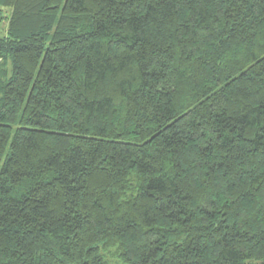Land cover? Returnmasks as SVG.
Segmentation results:
<instances>
[{"label": "trees", "instance_id": "1", "mask_svg": "<svg viewBox=\"0 0 264 264\" xmlns=\"http://www.w3.org/2000/svg\"><path fill=\"white\" fill-rule=\"evenodd\" d=\"M0 22V264H264V0Z\"/></svg>", "mask_w": 264, "mask_h": 264}, {"label": "rangeland", "instance_id": "2", "mask_svg": "<svg viewBox=\"0 0 264 264\" xmlns=\"http://www.w3.org/2000/svg\"><path fill=\"white\" fill-rule=\"evenodd\" d=\"M3 24H4L3 22H0V28L2 27Z\"/></svg>", "mask_w": 264, "mask_h": 264}]
</instances>
